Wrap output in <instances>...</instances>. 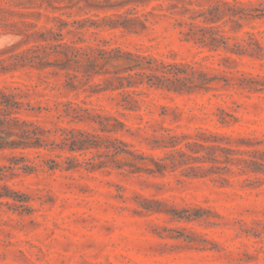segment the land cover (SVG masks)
Returning <instances> with one entry per match:
<instances>
[{
  "label": "rangeland",
  "instance_id": "374dc122",
  "mask_svg": "<svg viewBox=\"0 0 264 264\" xmlns=\"http://www.w3.org/2000/svg\"><path fill=\"white\" fill-rule=\"evenodd\" d=\"M170 1L0 0V52L15 45H19V50L32 46L34 42L20 32L31 28L30 24L36 25L35 29L53 26L48 16L98 20L124 15L136 4L139 14L169 15L158 5L166 9ZM191 1L193 6L212 3ZM235 1L264 7V0ZM1 10L5 13L1 14ZM174 23L169 17L150 15L149 28L141 35L104 30L99 31V38L113 47L141 51L167 61H201L208 52L182 41L180 28ZM262 31L264 17L245 23L238 34ZM86 38L96 43L91 32ZM218 62L219 58L213 57L203 63L218 67ZM241 63L238 70L264 78V60L244 57ZM37 82L35 76H26L21 70L0 74V87L25 89L23 85L34 86ZM38 90L43 91V87ZM146 92L140 111L125 117L117 113L120 108L109 95H70L68 99L83 101L87 107L119 117L132 131L114 136L147 153L164 155L160 150L152 151L144 139L157 127L156 120H163L162 107L170 108L163 125L178 133L195 134L197 129H208L231 136V143L224 140V146L264 152V92L250 97L235 94L218 98L212 94L177 95L155 89ZM45 93L46 96L33 95L31 100L60 98L57 92ZM219 106L238 121L221 126L216 116ZM72 125L92 131L88 124ZM25 155L30 160L36 157L35 151L30 150ZM14 156L21 157L20 151L0 153V167L11 165ZM21 166L22 163L7 170V178L0 184L26 194L33 211L20 214L5 204L12 200L0 199L4 203L0 205V264H264V173H243L233 166L232 173L226 175L228 182L222 183L211 177H188L179 170L165 176L130 174L116 168L94 173H53L38 168L30 173ZM141 196L164 201L170 213H137ZM190 213L203 217L176 218Z\"/></svg>",
  "mask_w": 264,
  "mask_h": 264
},
{
  "label": "trees",
  "instance_id": "16d2710c",
  "mask_svg": "<svg viewBox=\"0 0 264 264\" xmlns=\"http://www.w3.org/2000/svg\"><path fill=\"white\" fill-rule=\"evenodd\" d=\"M179 1L171 0L166 9L158 5L169 15L139 14L136 4L124 15L98 20L48 16L53 26L35 29L37 26L30 24L31 28L20 32L34 42L32 46L19 50V45H15L0 52L3 57L0 74L21 70L38 80L34 86L23 85L25 89L0 87V153H21V157L11 158V165L0 167V181L7 178V170L21 163V169L30 173L38 168H47L53 173L57 170L94 173L116 168L130 174L145 172L165 176L167 172L179 170L188 177H211L222 183L228 182L226 175L232 173L233 166L243 173H264V152L224 146V140L231 143V136L226 133L200 128L195 134H186L165 127L169 107H162L163 120L160 123L156 120L157 127L144 138L152 151L160 150L164 154L161 156L135 149L114 136L132 131L116 115L87 107L83 101L68 99L70 95H109L120 108L117 113L125 117L140 111L142 96L150 89L177 95L212 94L217 98L235 94L250 97L264 92L263 77L237 69L244 57L264 60V31L238 34L245 23L264 17L263 5L211 0L208 6H193L191 0ZM150 15L173 19L175 27L180 28L182 41L193 43L208 54L201 61H167L141 51L113 47L99 38L104 30L141 35L149 28ZM88 32L95 36V44L87 40ZM213 57L219 58L218 67L203 63ZM41 86L43 91L38 90ZM45 91L57 92L60 98L31 100L33 95L46 96ZM217 110L221 126L238 121L226 109L219 106ZM172 113L176 119V112L172 110ZM72 124H88L92 131ZM29 150L35 151V159L27 158L25 152ZM141 198L137 213H170L164 201ZM0 199L12 200L5 204L20 214L33 211L30 198L7 184H0ZM202 217L193 213L176 216L180 220Z\"/></svg>",
  "mask_w": 264,
  "mask_h": 264
}]
</instances>
